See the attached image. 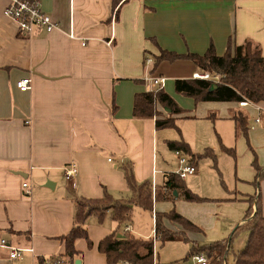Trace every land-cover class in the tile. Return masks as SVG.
I'll use <instances>...</instances> for the list:
<instances>
[{"label": "crops", "instance_id": "0c3cea01", "mask_svg": "<svg viewBox=\"0 0 264 264\" xmlns=\"http://www.w3.org/2000/svg\"><path fill=\"white\" fill-rule=\"evenodd\" d=\"M37 1L56 26L50 31L40 26L26 35L4 12L9 0H0V240L32 248L10 259L0 246V264H40L44 256H65L60 237L70 231L78 202L100 198L105 191L113 199L132 196L123 173L127 166L136 183L148 181L165 198L153 200L148 231L133 220L118 227L109 212L101 222L93 214L85 218L91 245L75 241L73 264H111L97 249L105 236L114 231L117 238L130 234L154 241L157 212L174 210L190 218L189 209L197 207L177 190L163 187L165 175L180 167V153L166 144L176 135L157 129L154 118L134 117L132 104L135 93L157 88L179 102L174 79L202 72L184 59L164 61L152 70L154 56L160 48L202 54L210 44L222 55L228 42L246 41L264 55V0H121L114 9L112 0ZM147 58L150 62L144 63ZM24 77L30 78L31 89L22 92L16 81ZM152 77L164 78L163 85ZM202 103L207 115L212 112L208 117L216 114L212 103H231L227 117L233 129V113L247 115L250 107L258 112L256 125L264 126V102ZM168 115L162 110V117ZM249 127L262 137L258 162L264 167V131ZM173 153L176 169L167 163ZM71 163L76 185L64 175ZM191 163L196 171L183 181L198 173L196 161ZM255 174L254 169L253 187L233 199L246 209L251 203L253 210L259 199L264 214V178L255 185ZM163 223L167 228L177 224L165 218Z\"/></svg>", "mask_w": 264, "mask_h": 264}, {"label": "trees", "instance_id": "16d2710c", "mask_svg": "<svg viewBox=\"0 0 264 264\" xmlns=\"http://www.w3.org/2000/svg\"><path fill=\"white\" fill-rule=\"evenodd\" d=\"M23 1L33 4L35 0ZM120 1L112 0V9ZM183 59L192 62L201 72H207L212 76L218 75V79H202L192 76L175 78L173 84L177 93L191 97L194 102H264V55L259 47L250 41L241 45L228 42L222 55L216 54L212 44L202 54L192 52L179 54L160 48L159 54L154 56L152 70L164 61L172 63ZM162 110L167 111L169 115L162 117ZM184 112L185 110L163 88L138 92L133 97L132 115L137 118H154L157 129L176 128V120ZM231 118L234 122L235 136L238 137L241 134L247 136V115L236 111ZM166 144L169 149L186 156L189 163L196 160L189 145L181 138L167 140ZM253 167L256 171L253 183L257 185L259 180L264 178V167L258 165L255 159ZM123 173L127 187L132 192V196L128 199H113L105 191L100 198H86L78 202L70 231L60 237L64 241L65 255L70 264H73V256L77 252L74 247L76 240L85 239L88 245H91L87 229L83 226L88 215H95L101 222L109 212L110 217L117 222L119 227L130 221L134 206L151 212L153 200L165 198L159 189L154 188L153 191L148 181L136 183L127 166L123 167ZM163 187L177 190L187 201L197 202L204 199L187 188L183 179L176 173L165 175ZM248 201L250 202V199ZM164 218L180 224L184 229L201 231L199 227L174 210L166 213L157 212L154 230L156 240L162 243L180 239L177 233L164 226ZM244 219V224L247 225V237L244 247L233 254V264H264V214L259 199L256 200L255 210L252 209L251 203L249 204ZM114 233L113 231L105 236L97 245L98 251L105 255L108 263L153 264L154 241L152 238L145 239L130 234H126L124 238H117ZM230 243L231 238L229 237L203 246L193 244L189 255L200 252L210 255L214 250H218L219 256L214 260V264H226L225 257L229 252Z\"/></svg>", "mask_w": 264, "mask_h": 264}, {"label": "rangeland", "instance_id": "374dc122", "mask_svg": "<svg viewBox=\"0 0 264 264\" xmlns=\"http://www.w3.org/2000/svg\"><path fill=\"white\" fill-rule=\"evenodd\" d=\"M174 92L177 93L175 90ZM177 94L180 100L175 101L185 113L187 111L188 117L176 120V128L162 129L176 135L175 139L181 138L185 141L196 156L198 173L184 179V182L187 188L204 199L192 202L197 207L189 209L190 218L184 217L189 221H196L202 231L187 230L178 223L171 224L169 229L177 233L180 239L163 243L154 239L153 264H190L189 251L192 244L203 246L229 237L231 243L225 263L233 264V254L244 247L247 237V225L244 224L247 206L233 197L234 194L252 186L250 182L254 174V159L260 165L258 152L261 149L259 145L262 143V137L255 134L256 131L251 130L249 126L261 128L263 131L264 126L262 123L256 125L258 112L250 107L247 110L248 134L236 137L233 124L227 117L229 108L233 107L231 103H212L216 114L208 117L212 112L206 114L202 109L204 103L194 102L191 97ZM218 116L220 118H217ZM167 163L176 169L178 164L174 153ZM149 213L136 206L132 210L130 220H133L135 227L148 231L151 223ZM230 223L232 224L228 228ZM122 229L123 227L118 233ZM210 255L216 260L219 252L214 250Z\"/></svg>", "mask_w": 264, "mask_h": 264}, {"label": "built area", "instance_id": "2783aa9c", "mask_svg": "<svg viewBox=\"0 0 264 264\" xmlns=\"http://www.w3.org/2000/svg\"><path fill=\"white\" fill-rule=\"evenodd\" d=\"M5 14L12 18L19 31L22 34H32L34 29L40 26H43L46 31L52 30L56 26V22L46 14L38 4V1L35 0L33 4L27 3L23 0H9L8 5L5 9ZM68 36L73 38L74 32L69 30ZM146 62H150V59H145ZM195 77L202 79H218V75H210L207 72H202L200 74H196ZM164 78H152L153 83L158 84L159 86L163 85ZM16 87L18 90L25 92L31 89V80L28 77L21 78L16 81ZM248 104L247 101L239 102V105L244 106ZM256 121H259L257 118ZM179 153V152H178ZM180 167L176 171V174L179 175L180 178H185L189 174H193L196 169L192 163L188 162V159L180 154L178 156ZM76 174V168L74 164H70L69 166L64 168V175L66 180L72 181L73 185H76L75 180L73 181V177ZM28 185L26 182L22 183V187L26 188ZM28 192V190H27ZM129 227L125 226V230H128ZM0 246L5 247L8 250V255L10 259L19 258L23 252L32 251V248H20L18 246L10 245L5 240H0ZM40 264H70L68 262L67 256H44L41 258ZM119 264V263H118ZM190 264H214V256L207 255L203 252L195 253L190 256Z\"/></svg>", "mask_w": 264, "mask_h": 264}, {"label": "water", "instance_id": "95a60500", "mask_svg": "<svg viewBox=\"0 0 264 264\" xmlns=\"http://www.w3.org/2000/svg\"><path fill=\"white\" fill-rule=\"evenodd\" d=\"M174 194H176V192L174 191ZM76 264H78L77 262H76Z\"/></svg>", "mask_w": 264, "mask_h": 264}]
</instances>
